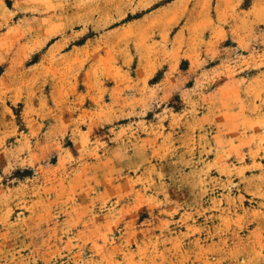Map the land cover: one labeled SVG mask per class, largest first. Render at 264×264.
<instances>
[{"label":"rangeland","instance_id":"374dc122","mask_svg":"<svg viewBox=\"0 0 264 264\" xmlns=\"http://www.w3.org/2000/svg\"><path fill=\"white\" fill-rule=\"evenodd\" d=\"M0 264H264V0H0Z\"/></svg>","mask_w":264,"mask_h":264}]
</instances>
